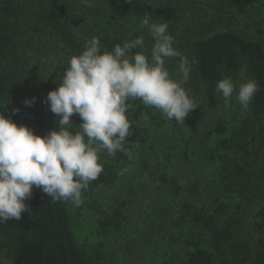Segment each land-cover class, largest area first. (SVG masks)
<instances>
[{"label":"rangeland","instance_id":"1","mask_svg":"<svg viewBox=\"0 0 264 264\" xmlns=\"http://www.w3.org/2000/svg\"><path fill=\"white\" fill-rule=\"evenodd\" d=\"M9 0H0V8ZM25 12L21 17L18 45L24 67L36 89L33 105L25 104L17 96L0 98V104L20 102L36 109L43 95L44 82L56 72L66 56L63 47L51 36L41 32L30 19V12L41 13L54 4H67L68 14L74 19L83 4L80 0H13ZM155 12L178 9L180 21L175 27L174 47L187 57L192 45L215 33L235 31L247 40L264 46V1L251 7L244 15L220 12L213 0H143ZM97 17L109 28L110 34L144 36V47L139 52L151 56L154 39L146 28H141L132 0H93ZM76 22V20L74 21ZM155 22L154 18L150 20ZM155 23H162L161 21ZM81 36V33H78ZM169 34V33H168ZM178 58H169L166 67L173 79L179 80ZM64 73L58 72L57 87ZM188 82V81H187ZM187 82L182 86L188 93ZM239 85V84H237ZM199 105L177 125L174 120L161 124L152 123L139 100L135 101L128 115L133 121L132 135L143 141L136 147L127 137L126 146L134 159L125 167L124 176L110 187H101L83 194V204L71 205L69 213L77 246L93 264H187L193 240L210 250L209 236L194 226L191 215L205 211L213 213L217 200L226 204L225 215L220 217L221 228L231 227L234 240L227 247L224 263L253 264L254 251L259 240L258 213L264 207V163L256 149L259 137H264V117L244 110L235 98L231 107H225L220 95L216 112L207 110L204 99L194 100ZM156 114L162 113L153 108ZM78 115H73L72 123ZM216 123L227 128L223 136L208 137ZM59 130L58 118L50 125ZM251 153L243 155L242 148ZM213 153V158L208 155ZM103 163L112 157L103 153ZM234 190L225 195L222 184ZM122 206L125 216L122 230L104 234L100 221L115 207ZM0 264H13L11 258L0 252Z\"/></svg>","mask_w":264,"mask_h":264},{"label":"trees","instance_id":"2","mask_svg":"<svg viewBox=\"0 0 264 264\" xmlns=\"http://www.w3.org/2000/svg\"><path fill=\"white\" fill-rule=\"evenodd\" d=\"M213 1L220 12L244 15L251 7L264 0ZM132 5L138 18L143 19L146 14H150L155 22L168 23L167 32L174 34L180 21L178 9L154 13L143 0H132ZM94 6L93 3L91 7L82 6L74 19L68 14L66 3H56L51 9L41 13L34 10L30 12L31 21L41 32L56 40L63 47L66 56L56 72L44 82L38 108L32 109L23 103L13 102L0 104V113H4L18 125L29 126L37 135H45L50 131V125L56 117L45 102L47 95L58 88L55 83L57 73H64L72 56L82 54L86 41L98 37L103 53L112 51L117 44L122 46L125 41L141 36L138 32L132 35L110 34L109 28L98 19ZM25 15L13 0L4 3L0 8V98L17 96L23 100L36 94L32 77L24 67L18 45V24ZM78 33H81V36ZM139 51L138 47L133 53ZM189 64L191 73L187 82L188 94L193 100L204 99L207 110L216 112L220 107V94L216 93L215 88L221 79L231 77L236 84L254 79L259 85V91L253 97L250 109L254 115L264 117V46L261 43L247 40L235 31L225 30L195 42L190 50ZM16 108L19 112L14 114L13 109ZM146 116L152 123L161 124L167 121L163 115L156 114L152 107L146 110ZM80 123L82 121L78 116L74 124ZM73 130H78V126ZM226 133L227 128L222 123H216L208 137L223 136ZM130 140L136 147H141L143 143L134 135H130ZM259 140L260 146L256 149V155L264 163V137H259ZM242 152L246 158L252 157L244 147ZM208 158H213V153L210 152ZM132 160L118 151L112 157L111 163H103L104 172L92 181L83 193H92L98 188L114 185L124 176V173L120 174L119 167L128 166ZM222 188L225 195L234 193L227 183H223ZM26 203L29 205V211L23 213L20 220L10 219L7 223L0 224V252L7 254L13 264H93L77 246L69 213L72 205L70 202L54 201L40 189L34 188ZM226 210V204L221 203L219 199L213 213L201 211L191 215L194 226L209 236L210 250L203 249L199 240H193L187 264H217V261L224 263L226 249L235 238L230 225L227 228H221L219 225V219L225 215ZM124 219L122 206L115 207L109 215L102 218L100 229L104 234L118 233L122 230ZM258 219L260 236L254 251L253 264H264V207L258 213Z\"/></svg>","mask_w":264,"mask_h":264},{"label":"clouds","instance_id":"3","mask_svg":"<svg viewBox=\"0 0 264 264\" xmlns=\"http://www.w3.org/2000/svg\"><path fill=\"white\" fill-rule=\"evenodd\" d=\"M80 2L91 7L93 0ZM150 20L151 15L146 14L140 24L155 41L150 58L144 52L133 53L144 47L141 35L103 53L99 38L93 37L86 41L82 54L69 59L62 83L45 101L58 118L59 130L37 135L29 126L18 125L0 113V224L20 220L29 211L26 201L34 188L54 201L79 207L84 202L83 190L104 172L101 154L113 157L119 151L134 159L130 144L126 146L134 125L128 115L131 102L139 100L177 125L184 124L199 106L182 86L190 78L191 65L174 47L168 23ZM173 57L179 60V80L173 79L166 67L167 59ZM215 91L223 97L225 107H231L235 94L248 110L259 85L254 79L237 85L225 77L217 82ZM35 99H26L25 104L31 106ZM17 112L18 108L13 109L14 114ZM74 114L82 123H72ZM75 126L78 130L74 131Z\"/></svg>","mask_w":264,"mask_h":264}]
</instances>
